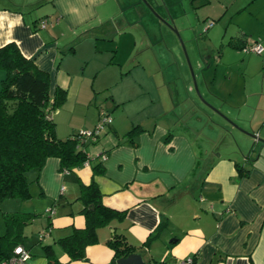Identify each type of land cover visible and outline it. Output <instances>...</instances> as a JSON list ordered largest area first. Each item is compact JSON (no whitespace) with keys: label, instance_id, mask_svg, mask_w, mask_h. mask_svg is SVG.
<instances>
[{"label":"crops","instance_id":"obj_1","mask_svg":"<svg viewBox=\"0 0 264 264\" xmlns=\"http://www.w3.org/2000/svg\"><path fill=\"white\" fill-rule=\"evenodd\" d=\"M8 1L0 0V47L15 42L48 72L51 93L56 86L67 91L52 112L57 137L93 128L102 113L112 117L98 139L81 146L88 162L63 171L59 158L50 156L39 172H27L30 197L21 201L30 203L29 209L19 207V199L0 203V234L2 212L37 214L23 229L27 264H45L43 246L48 244L67 264H112L107 242L114 232L123 233L147 263L264 264V80L251 115L252 122H262L253 132L259 138L247 134L242 144L229 128L219 127L224 131L217 146L206 149L189 118L184 121L187 111L173 89L178 81L169 65L182 75L180 54L172 45L154 46L156 39L145 28L139 31V24L125 15L130 1L41 0L32 5H39L34 12ZM124 26L130 32H117ZM241 33L235 40L259 42L258 36ZM136 46L141 55L130 62ZM136 125L141 130L127 137ZM96 162L104 171L93 175ZM237 164L248 173L239 176ZM92 179L101 202L125 210V218L98 228L97 242L85 247L84 257L69 261L55 242L84 225L78 197L81 185Z\"/></svg>","mask_w":264,"mask_h":264},{"label":"rangeland","instance_id":"obj_2","mask_svg":"<svg viewBox=\"0 0 264 264\" xmlns=\"http://www.w3.org/2000/svg\"><path fill=\"white\" fill-rule=\"evenodd\" d=\"M37 1L41 0H9L8 4L34 12L39 5H32ZM119 1L132 3L125 8L126 17L139 24L140 32L146 29L152 39H156L154 46L172 45L180 54V61L185 66L182 75L173 63L169 65L174 71V80L178 81V87L174 86L173 89H177L180 105L183 104L184 112L187 111L184 121L189 118L204 148L217 146L220 132L224 131L221 127L229 128L239 141H243L242 144L245 143L246 133L260 129L264 120L260 124L252 122L251 115L258 104L257 94L264 80V70L260 69L264 53L241 51L229 46L228 41L242 36L241 32H248V35L258 36L264 46V0L254 3L247 0L244 4L241 0ZM210 21L213 24L207 27ZM110 25L108 28L112 30ZM123 31L130 32L127 26L117 30ZM130 45L127 43V51ZM139 47L134 49L130 62L139 59ZM181 78L187 79L185 86H182ZM259 113L257 110L256 115ZM261 134L264 135V132ZM255 135L259 138V135ZM222 144L218 147L219 151L224 150L225 143ZM18 202L22 209H29L30 203Z\"/></svg>","mask_w":264,"mask_h":264},{"label":"trees","instance_id":"obj_3","mask_svg":"<svg viewBox=\"0 0 264 264\" xmlns=\"http://www.w3.org/2000/svg\"><path fill=\"white\" fill-rule=\"evenodd\" d=\"M228 45L243 49L246 42L231 39ZM0 203L6 199H28L29 180L27 172H39L47 157L59 158L63 171L88 162L90 157L81 148L82 141L74 134L65 139L56 135L52 112L65 101L67 91L56 86L50 91V76L39 68L32 59L26 58L15 42L0 47ZM141 128L132 126L126 136L132 138ZM98 139V138H97ZM239 176L246 175L248 169L237 164ZM92 174L104 171L101 162L93 163ZM102 193L94 179L81 185L79 199L83 202L81 213L85 222L82 227H73L71 232L55 243L68 256L69 261L81 260L85 247L97 242V229L112 221H122L125 210H118L101 202ZM30 212H2L4 232L0 234V260L12 254L13 247L22 244L24 227L36 217ZM154 237V236H153ZM152 239V235L148 240ZM113 250L112 264L118 258L135 252L123 233L114 232L107 242ZM47 258L45 264H67L61 262L51 244L43 246ZM143 264H159L158 262Z\"/></svg>","mask_w":264,"mask_h":264},{"label":"built area","instance_id":"obj_4","mask_svg":"<svg viewBox=\"0 0 264 264\" xmlns=\"http://www.w3.org/2000/svg\"><path fill=\"white\" fill-rule=\"evenodd\" d=\"M45 23L46 21L44 20L42 22V25L44 26ZM212 24L213 22L210 21L207 27L211 26ZM243 51H252L257 54H260L262 53V51H264V46H262L260 42H255L245 46L243 48ZM111 121H112V117L109 114L102 113L99 117L98 122L95 124L93 128L80 129L77 132H75L74 135L76 138L82 141L96 140L110 125ZM105 157L106 154H103L101 156L102 159H104ZM41 235H44V232H42ZM29 258H30L29 251L22 244H17L13 247L12 254L9 257L0 260V264H27ZM191 262L192 259H187L183 261L182 264H190Z\"/></svg>","mask_w":264,"mask_h":264},{"label":"water","instance_id":"obj_5","mask_svg":"<svg viewBox=\"0 0 264 264\" xmlns=\"http://www.w3.org/2000/svg\"><path fill=\"white\" fill-rule=\"evenodd\" d=\"M143 1H147V0H143ZM167 23H169L172 27L174 26L171 21H167ZM195 86H196V84H195ZM232 123L234 124V126H237V124H235L234 122H232ZM246 134H248V133H246ZM248 135L252 136L254 138V140L256 139L255 134L250 133ZM262 141H264V139H262ZM116 262L118 264H143L144 263L140 254H138L136 252L130 253L129 255H127L125 257L118 258Z\"/></svg>","mask_w":264,"mask_h":264}]
</instances>
